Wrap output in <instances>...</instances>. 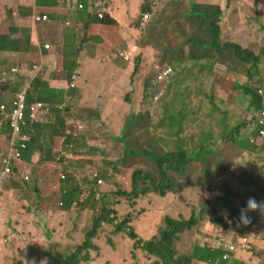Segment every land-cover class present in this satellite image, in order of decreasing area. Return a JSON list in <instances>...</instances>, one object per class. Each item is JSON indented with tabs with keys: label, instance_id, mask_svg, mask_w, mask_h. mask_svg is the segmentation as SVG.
<instances>
[{
	"label": "rangeland",
	"instance_id": "obj_1",
	"mask_svg": "<svg viewBox=\"0 0 264 264\" xmlns=\"http://www.w3.org/2000/svg\"><path fill=\"white\" fill-rule=\"evenodd\" d=\"M192 2V0H188ZM195 4H198L197 0H194ZM251 5L248 10L243 13L244 26L240 20V24H233L228 20H225V14L221 13L220 15V25H221V41H236L243 42L244 47H247L254 51L259 55L260 61L257 63L259 65L258 70L262 71V85L264 86V0H249ZM254 1V4L252 2ZM163 3V1H162ZM161 3V5H162ZM166 3V2H165ZM164 3V4H165ZM217 4V3H214ZM249 2L247 3V5ZM261 4V5H260ZM145 5V4H144ZM142 6L140 11L135 15V20L137 17H140V13L145 8ZM211 4L202 5L203 9L208 10L212 13V16L215 15V8L210 6ZM167 7V15L170 18V21L166 24L165 22L160 23L161 8H158L154 13L152 20L149 25L145 28L139 26L138 22L131 23L128 27V32L132 31V39L133 42L137 45L138 43L144 44V50L149 49V56H144L142 54H136L134 57V61L138 62L137 71L131 72L130 80L129 74L127 71L119 73V70L114 67L106 66L97 68L95 71V77L99 79L101 82L106 81H114L120 84L119 89L121 94L123 95V100L127 101V103L121 104L120 102H110V112L106 111L105 108L102 110L105 111L107 115L110 113L109 118H105L101 115L100 109L101 106H97V109L92 108L90 111L83 112L79 109H75L72 112L71 118L82 119L76 115L75 112H82L87 116H94V114L99 116V121L103 123V125H92L91 128L96 132L90 133L87 135L86 133L78 134V138L73 140V145L78 143V146L81 148H85L86 145H90L92 150L95 149L93 154L89 155H81L79 154L76 158L72 159V161L65 162L61 166H54L49 170L46 175V180L52 182V186L48 187L47 194L48 196L44 197L43 203L41 204L40 200L37 201L36 205L34 202H31L29 206H43L44 210L35 207V214L38 217L37 224L31 223L34 227V230L28 231L27 240L34 239L39 242L38 249L40 253L34 255V257H16V260L11 263L16 262L17 264H47L50 258H54V256L49 255L47 251H51L53 247H51L50 242L58 243V246H62L67 248L68 252L64 255L68 256L73 253L75 247L80 244L84 239L86 233L92 228L94 218L98 215L99 211H96L90 217V210L85 209L84 205L79 202L75 203L71 208L63 209L59 208L58 200L56 195L54 194V190L57 189V186L54 181L56 179V175L59 173V168L61 171H64L65 175H73L78 182L85 181L86 179H92L91 177H102L104 179L106 190L110 191L111 199L113 201L110 204L114 205L111 207H115L117 218L113 223H103L101 228H99V232L97 233V237L94 238V242L99 245V250L96 252H92L90 249V253L92 252V261L90 264H100L101 262H107L108 264H135L136 258L133 256V241L130 240L124 232L115 234V228L120 220H123L125 215H131L130 224L134 225V229L141 235L143 238H150L149 235L151 233H155L156 226L159 223L160 219L164 217L166 214H169L173 217L186 216L190 217L192 214L194 216L199 217V222L195 227V232L193 236L195 238L192 243H190V249L194 246V244L204 245L206 241L203 239L202 228L204 224H213L211 221L212 217H223L227 219L228 222H233L232 216L236 217V214H242L244 211L248 216L252 215L251 210H246V208L241 205L242 203L238 202L236 198V192H238L239 184L237 181L231 179L226 183V180L222 177H219L213 180L210 183L201 175V180L196 176V173L199 171L198 166H192L190 169V173L180 174L172 169H169L168 172L171 171L176 172V178L172 176L173 180L178 183L177 191H168L165 196L160 195L157 191H150L144 195H141L138 198L134 197H125L124 199L121 197H117L116 191L124 185H131L132 179L131 174L134 169L143 170V174L148 175V182L146 183L147 187H151L152 183H158L161 179L158 162L156 159H148L138 152L136 147L142 149L152 150L148 153L149 156L154 157L156 153L158 155L164 154L166 152H178L181 147H178L181 144L184 147H188V143H196L197 148L201 146L200 143L205 141L207 137L206 133L209 131L207 127L208 119L212 117V115L208 114L207 102L209 99H206L208 95H219L223 93L221 90L217 91L218 88H228L226 86L220 87H209L207 88V84L204 83V74H201L203 79H196L195 84L188 85L187 89H184L179 86L177 80H173L170 82L169 80H165L159 82L157 79V75L159 74L162 66L167 64L174 65V69L178 72L180 66L176 62H168L166 61L167 56L157 57L158 59L153 58V54H157L158 52L166 51V46L163 45H175L176 48H180L181 50L177 54V60L182 61L185 57L184 49L185 45L190 50L189 43L191 40L196 42H208L211 43V37L209 30L208 19H197L195 17H191L187 14V10L189 5H184L178 3V5L173 6L170 2L167 1L163 8ZM172 7V10L170 9ZM140 7H138L139 9ZM236 10L232 9V12L228 14V18L232 21H235ZM243 19V18H242ZM254 22H253V20ZM138 21V20H137ZM232 26H231V25ZM159 47L156 49L152 44ZM191 48V51L196 54L195 49L200 48L195 46ZM3 48L6 51H9V48L6 44L2 43ZM143 49V48H141ZM187 49V48H186ZM202 52L204 54H217L215 49L202 48ZM130 53L129 50H126ZM131 54V53H130ZM189 54V51H188ZM117 55V58L124 59ZM217 60L227 61V59L223 58V56L217 55ZM153 61H151V60ZM160 59V61H158ZM166 61V62H165ZM235 61H230L228 64L234 63ZM189 63V62H188ZM72 64V57L70 58V65ZM183 64V63H182ZM220 67H225L228 69L226 64H219ZM234 66V65H232ZM241 66V65H240ZM256 66H249L250 70H246V78L244 80L238 79V83L236 80L235 84L230 85L231 93L237 92L240 94L241 91L246 89L247 83L249 87L256 91L257 82L255 79L257 70H251ZM241 70V67H239ZM1 74L7 71V66H0ZM231 71L234 72L236 69L231 68ZM168 72V71H167ZM166 72V73H167ZM196 73V74H195ZM188 74V72H187ZM193 75H196L197 72H192ZM114 75L116 78L114 79ZM249 76L251 80L249 79ZM180 84L183 82V79L180 77ZM130 84V86H129ZM168 85H171L168 86ZM182 85V84H181ZM10 87V85H9ZM130 87L132 90L129 91ZM118 88V87H117ZM165 89V91H164ZM232 89L234 90L232 92ZM263 91L264 88L262 87ZM185 90V92H184ZM184 92V93H183ZM133 93V96H131ZM209 93V94H208ZM137 96L134 98V96ZM197 97V102L193 103L190 100L192 97ZM10 97V96H8ZM133 97V99H132ZM131 100V101H128ZM239 97L232 98L230 100L232 103H235ZM243 98L239 99V102L242 104ZM8 101V100H7ZM25 102V98H24ZM184 104V107L181 110H177L176 108ZM123 107V108H122ZM131 107V108H130ZM161 108V114L164 113L165 117H170L172 124L169 125L166 120L162 123L161 120L157 119L158 110ZM89 110V109H88ZM177 111V113H175ZM134 113L137 118L133 120V122L126 128L123 132L122 126L125 124L124 117H127L128 113ZM119 113V118L115 115ZM56 114L60 115V112H56ZM218 117L214 118L215 124L219 127V129L223 132L221 133V137L224 136L225 132L222 127H225L228 131L231 127H236L233 125V119H227L228 123L226 126L221 125L220 122V110L217 111ZM140 115V116H138ZM124 120V122H123ZM174 120L180 123L178 140L174 138L173 135L167 132V129L171 127L172 129L176 127V123ZM115 121V124H114ZM86 122V121H85ZM97 121H93L96 123ZM210 122V121H209ZM119 124L115 127L116 124ZM158 125H162L165 128L166 134L164 133V148L160 146V142L156 141L155 134L159 137L156 130ZM58 129V128H57ZM70 129H74V125H70ZM259 130V129H258ZM162 131V130H161ZM174 131V129H173ZM39 137L38 139H43L46 135L45 123L38 129ZM123 135L122 139L118 138L117 140L114 138L115 136L119 137ZM241 137L237 136V133H233L231 138L237 137V140H242L247 143L253 139L252 132H248L246 134H240ZM91 136L90 141L87 140V137ZM255 136V135H254ZM86 137V138H85ZM114 138V139H113ZM219 140V139H218ZM222 140V139H221ZM129 142L124 147L125 142ZM50 144V143H49ZM47 144V145H49ZM177 144V145H176ZM64 148V147H63ZM133 150V154L130 150ZM218 149V150H217ZM217 151L219 154L224 153L225 149H221L217 147ZM91 150V151H92ZM90 151V152H91ZM128 154L129 158L123 159L124 155ZM208 156V155H207ZM211 165V163H210ZM94 171L91 172V170ZM206 171V170H205ZM203 170L201 171V173ZM217 172L214 170V173ZM196 179H199L200 184L209 191L210 195H219L217 198H212V202L208 204L204 211L200 212V208L203 202L210 199L212 196H207L201 198L200 195L203 190L198 189V194L195 193L196 188L195 182ZM32 181L26 182V184H30ZM193 183L194 192H192V197L188 193L189 185ZM144 184V182H143ZM67 185L71 187L73 184L68 182ZM145 185V184H144ZM197 185V184H196ZM207 186H214L215 189H209ZM84 187H80L78 185V191L74 193L75 199L79 196L82 197V192ZM251 187H247L244 189V193L248 194L249 197L251 194ZM58 191V190H57ZM182 194H180V193ZM50 193V194H49ZM59 193V192H57ZM231 197H230V196ZM246 197V198H248ZM22 198V197H20ZM194 204H191L190 199ZM33 199V198H32ZM141 202H140V201ZM196 200V202H195ZM187 202V203H186ZM238 204V206L243 207L244 209H239L232 214L229 210V207L232 204ZM99 206V205H98ZM49 208L52 212L47 214L46 216L41 214L40 212H46L45 208ZM101 208V206H99ZM62 209V210H61ZM262 209V210H261ZM146 211H150V213H145ZM264 214V206L260 204V213ZM114 215V213H112ZM146 216L145 219L137 222V226L134 224V220H140L143 216ZM264 216V215H263ZM165 218V217H164ZM162 218L161 220H164ZM264 219V217H262ZM5 221V217L3 218ZM22 225L26 226V223H22ZM213 234L214 237L211 243H216L217 240L220 239L221 234H225L227 231L226 228L219 227L213 224ZM194 228V227H192ZM5 233V229H0V237ZM26 234V230L22 232ZM8 236H10L8 234ZM49 236V237H48ZM208 235L205 236V238ZM2 237V239H3ZM11 237V236H10ZM4 240V239H3ZM26 240V241H27ZM111 240V242H110ZM216 241V242H215ZM11 242H8L4 249H12ZM174 247V244H173ZM212 247H216L213 246ZM228 249L236 251V245L227 246ZM22 251L19 253L27 254L26 252L31 253L33 248L29 244L26 247L21 246ZM188 250V249H187ZM34 252V251H33ZM139 260V264H153V257L149 256L145 252L136 250L135 251ZM18 253V252H17ZM176 253V252H175ZM149 256V257H148ZM60 256H57L58 258ZM9 258V257H8ZM11 259V258H9ZM36 259V262L34 261ZM5 264V261L3 262ZM7 264V263H6Z\"/></svg>",
	"mask_w": 264,
	"mask_h": 264
},
{
	"label": "crops",
	"instance_id": "obj_2",
	"mask_svg": "<svg viewBox=\"0 0 264 264\" xmlns=\"http://www.w3.org/2000/svg\"><path fill=\"white\" fill-rule=\"evenodd\" d=\"M144 1L145 0H0V35H10L11 40H13V42L8 43L9 51H6L4 48L0 49V66H9L14 63L40 61L43 70V84L41 87H38L40 91L37 93H46L47 101H59L66 92H70L72 95V98L68 99V104H71L70 110H66L63 115L52 114L50 119L52 122H44L46 135L43 136V139H38V129L44 123H37L32 126L31 130L27 129V133L30 137V145H28V148L23 151L21 159L16 161V168L18 171L17 175L28 174L33 179L32 182L30 184H26L12 178L0 180V197L2 199H7L5 221H3V218L0 220V229H5V233L2 232V234L8 238V242H11L10 245H12V249H4V253H1L5 260L19 256L29 258L40 253V250L38 249L39 242L34 239L27 240V234L28 231L34 230V227L29 224H37L36 222H38V217L35 214V207H39L43 210L44 207L39 205L35 206L36 204L32 206L29 205L31 202L35 203L38 195V181L40 191L39 195L46 194L48 187L52 186V182L46 180V175L51 169L50 167L56 164L55 161L57 158L54 156L55 151H49L47 153L46 151L48 149H53L57 145L59 142L58 135H63L65 125L71 121L70 117L72 112L75 109L86 112L88 109H97V106L99 105L101 106V115L105 118H109L110 113L107 115L102 109L106 107L105 110L110 112V102H120L121 104L127 103V101L123 100V95L121 94V91L123 90L119 89L120 84H118L116 80L101 82L95 77V71L97 68L110 65L111 67L119 70V75L120 73L127 71L130 80V76L132 74L131 72L134 69L133 64L135 62V55L144 53L149 56V49L146 52V50L144 51V44L137 42L136 45L132 39V31L128 32V27L131 23L136 21L134 19L135 15L142 8ZM167 1H170L173 6L178 5V3L189 5L188 9L193 12V17L202 18V16L199 15L200 12L195 13L197 7H194V0H192V2L188 0H163L162 5L160 6L162 11L159 12V15H161L160 23H167L170 20L167 15L168 8H163V5H165ZM197 1L202 5L217 3L221 6L223 13L226 15L225 20L237 25H239L240 20H242V26H244L245 19L243 17V13L246 12L251 5L249 0ZM248 2L249 4L247 5ZM252 4H254V1ZM78 5H81V7H78ZM138 7L140 8L138 9ZM170 9L172 10V7ZM232 9L236 10V17H234L235 21L228 18V14L232 12ZM189 10H187V12ZM99 11L103 12L105 16L111 17H104L105 19L111 21V25L91 22V18L94 17L92 15ZM32 12H42L47 14V20L41 22L33 21L31 17ZM87 25L88 27L86 28ZM78 36H84L85 40V42L80 46L78 45V39L80 38ZM243 39L245 40V37ZM244 40L243 42L239 41L238 43L240 45H244ZM44 44H49V48H45ZM152 45L156 49L159 48L154 44ZM163 46H166V51L153 54V58L158 59L157 57L167 56L168 58H166V61H176L169 60L176 58L179 53V50L175 47V45ZM120 47L125 48L122 49ZM114 49L117 51L114 52ZM122 50L130 51V60L117 58V52ZM71 57L72 64L70 65ZM158 61H160V59ZM189 63L186 62V65ZM68 66H71L72 70L77 73L75 86L72 89H68L66 87L68 79L63 73H61L65 67ZM195 66L198 70L197 77L196 75L183 72L184 69L180 66L178 72L175 70L169 81L173 82V80L176 81L178 79L177 82L179 86L182 84L181 87L187 89L188 85L195 84L196 79L202 80L204 78L203 80L204 83L207 84V88L220 86L228 87L218 88L217 91L221 90L223 92L217 95L218 97L222 99H228L230 97L235 98L237 95L240 97L237 92L231 93L230 84L232 82L235 83L236 78L244 80L246 78L245 74H238L235 76L234 72L231 71V68L226 69L225 67H220L211 73L206 71L204 77L202 78L201 76L203 75H201V67L199 65ZM21 76L23 77V74L16 75L11 84H6L4 86L2 89L4 91L1 95L2 99H7L9 101L13 98L14 94L22 87L24 79H21ZM180 77L183 79L181 84ZM115 78L116 75H114V79ZM131 90L132 87H130L129 91ZM34 93L36 92L34 91ZM131 96H133V93H131ZM197 100L198 98L193 96L189 101L195 103ZM128 101L131 100L128 99ZM209 105L208 101V110ZM159 112L160 110H158L157 114H159ZM210 114L212 115V118L208 119L210 127L208 128V132L211 133V137H213L215 133L220 131V129L216 128L213 117L216 118L219 115L217 114V111L213 109L210 111ZM66 115H68L69 118L63 127L64 121L62 117L65 118ZM74 115L82 118L85 114H82V112H75ZM116 116L118 118L119 114H116L115 118ZM223 117L226 118L223 114H220L221 125L224 120ZM96 121L97 122L93 123V125H103L102 122L98 120ZM83 124L85 132H87L88 125H85V123ZM118 125L119 124L117 123L115 127ZM250 130V127L242 129L240 134H246L250 132ZM54 131H58V133ZM93 132L96 131L91 129L89 134ZM89 138L92 137L88 136V141L91 140ZM228 149L232 150L233 147L229 146ZM248 152V149H243L241 153L232 155L236 156L234 161L237 166L236 174L240 175L241 181L239 182L238 179L236 180L229 175H225V180L227 182L233 179L237 181V183H240L239 187L242 188V193L237 194L235 199L242 203L241 205H243L244 208H246L249 203L256 204L259 202L264 205V173L255 180V183H252L258 173L259 167L254 161V157L250 156ZM253 153H255V155L257 154L256 149ZM260 155L264 156V148L261 153L257 154V157ZM69 161H72L71 157L67 162ZM16 168L14 167L13 171H16ZM245 172H249V175H245ZM219 177H222L223 180L222 174ZM216 179H214V182ZM211 182H213V180ZM247 187H251L252 189L249 197L247 196L248 194L244 193V189ZM192 192L194 191L189 189L188 193L191 197ZM195 193L198 194V190L195 191ZM207 196H212L207 200L209 201V204L212 202V198L218 197L217 194L210 195L208 193H203L201 198ZM44 197L45 196H40L39 198L41 204H44ZM13 200L17 201V203ZM190 202L191 204H194L191 199ZM234 206H238V204H232V206L229 207V210H231ZM45 209L47 210L46 212H40L45 216L52 212L48 207ZM250 209H252V207L246 208V210ZM263 215V211L262 213H257L255 218L256 221H254L253 225H248L250 222H244L243 224L245 227H251L257 233L252 245L255 250L253 255L248 251L238 250L227 260H217V255L211 254L209 257L210 260L194 259L193 264H264ZM22 223H26L27 225L24 226ZM213 226V224L206 223L202 228L203 239L206 241V244L204 245L211 247L212 251L220 249L219 246H221L225 239H229L232 236L236 237L237 233L241 231L240 227L234 223L222 226L223 228H226L227 231L225 234H221L220 239L217 240V242L215 241L216 243H211L214 237ZM24 230H26V234L22 233ZM8 234L11 237L8 236ZM206 235L208 236L205 238ZM29 244L33 248L31 253H19L20 250L22 251L21 246L26 247ZM212 245L216 247H212Z\"/></svg>",
	"mask_w": 264,
	"mask_h": 264
},
{
	"label": "clouds",
	"instance_id": "obj_3",
	"mask_svg": "<svg viewBox=\"0 0 264 264\" xmlns=\"http://www.w3.org/2000/svg\"><path fill=\"white\" fill-rule=\"evenodd\" d=\"M162 1L163 0H145L144 1L145 5L144 4L143 5L145 6V8L140 13L141 14L140 17L139 18L137 17L138 21L136 20V22H138L140 27L145 28V27H147L149 25L150 21L152 20V18L154 16V13L157 11L158 8H160ZM168 2H170V1H168ZM195 5L197 7V10L203 9L202 4L198 3V4H195ZM78 7H81V5H78ZM219 7H220V9L222 11V8H221L220 5H219ZM195 13H197V12H195ZM222 13H223V11H222ZM187 14L189 16L193 17V12L191 10H189L187 12ZM43 16H44V18H43ZM92 16H96L97 18H100V19L111 18L109 16H105L103 14V12H101V11L96 12ZM31 17H32L33 21H35V22H41V21L47 20V14L42 13V12H32L31 13ZM195 18L199 19L198 17H195ZM84 42H82V44ZM233 42H236V41H233ZM185 46H187V44ZM44 47L48 49L49 48V44H44ZM120 48L123 49L125 47H120ZM177 49L179 51L181 50L180 48H177ZM208 49H211V48H208ZM212 49H214V48H212ZM115 51H117V50L114 49V52ZM117 54H118V56H120V57H122V58H124L126 60H130L131 59V54L128 51H126V50L118 51ZM212 55H214V54H203L202 56L206 57V58H212L211 57ZM144 56H146V55L144 54ZM169 60L170 61L171 60H176L174 62H176L178 65L180 64V66H182V67H184L185 64H186V62H184L182 64L180 61L177 60V58L169 59ZM202 60H203V63H205V61H206L205 58H202ZM227 62H229V61L227 60ZM221 63L226 64L228 68L236 69V71H234V75L235 76H237L238 74L239 75L240 74H245L246 75V72L248 71L247 65L241 64V66H240L239 64L237 65L234 62V63H232V65H234V66H231V64L226 63V60L225 61L221 60L220 63H217L215 65L201 66V69H202L201 74H204V72L206 73V71L208 73L216 71L217 68L218 69L220 68L219 64H221ZM137 65H138V62H134V64H133L134 72L137 71ZM68 67H70V66H68ZM173 67H174V65L172 66V64H167V63H166V65L162 66V68L159 71V74L157 75L158 81L162 82V81H165V80H169V78L174 74V72H171V70L174 69ZM205 67H207V68H205ZM239 67H241V70L239 69ZM66 68L67 67H65V69L61 73H63L66 76V78L68 79V83H67L66 87L68 89H72L75 86V81L77 79V73L74 72L73 70H71L69 73H67L66 72ZM245 69L247 70L246 72H245ZM254 69L257 70V73H256V76H255V79L254 78H252V79H253V82H254V80H256V82L258 84V85H256V86H258V87H256V92L259 94V96L261 98V107L260 108H255L253 106L254 102H252L251 93H249L247 91V89L250 88L249 84L247 83L246 89L241 91L240 94H239L241 97L244 98V103H245L244 109H246V111H247L246 119L242 120V121H236L235 118H228V119H233V121H234L233 125L236 126L235 128H237L239 125L242 126L245 123L246 124H250L249 127L251 129H253L254 132H256L255 139H252L251 141H249L247 143L243 142L242 140H237V137L232 139L229 134H231V132L233 130H235V128L231 127L230 130L228 131L225 127H222L225 132H228V134L224 133V136L221 137V133H223V132L220 130L218 133H215L213 135V137H211V133L207 132L206 133L207 137L205 138V141L200 143L201 146L203 144H205L209 148V151H210L209 152V158H210L211 162L213 163V165L215 166V168L217 170V172L215 174H213L215 179L218 177V175L222 174L224 179H225V175H229V176L235 178L236 180L238 179L239 182L241 181L240 175L236 174L237 166L234 163L236 156H232V155H235L236 153H241L243 149H248L249 150L248 153L250 154V156L254 157V161L257 163V165L259 167L258 168V173L256 174V176L254 178V181L252 183H255V180L257 178H259L260 176H262L263 173H264V156L260 155V156L257 157V154L261 153L263 148H264V91L262 89V87L264 88V86L261 84L262 83V71H259L258 68H253L251 70H254ZM29 71H32V75H30L29 77L24 79L22 87L14 94V96L12 95L13 98L8 101L9 105L4 106V104H3L4 99H2V96H1L3 91H4V90H2L4 88V86L6 84H11L14 81V78H15L16 75H18V74H26V72H29ZM38 71H42V73H43L42 64H41L40 61H37V62L36 61H31V62H27V63H14L12 65L7 66V71L4 73V75L1 74V70H0V132L2 131L3 135H5V140L0 145V180L6 179V178L7 179L8 178H12V179L19 180L21 183H26V182L32 181L33 179L28 174L17 175L18 171H17V168H16V161L21 159L23 151L28 148V145H30L29 144L30 143L29 142L30 141V137H29V135L27 133V129L31 130L33 125H31L28 122V120L29 119H34L33 121L35 122V124L44 123V122H48L49 123V122H52V120L50 121L51 118H49V117L54 112H60V114L63 115L66 110H70L71 109V104H68V99L72 98V95H71L70 92H66L62 96L61 100H59V101H47V100L39 101V100H37V102L35 104H34L33 101L29 102V103H26V100H25V102H24V98H25L26 93H27L26 92L27 88H30V84H31V81L33 80V78L36 77L37 75H39V74H37ZM238 79L239 78H236L235 80L238 82ZM248 80H251L250 76H249ZM237 82H235V83H237ZM235 83L232 82L231 84H235ZM168 86L171 87V85H168ZM164 91H165V89H164ZM233 91L234 90L232 89V92ZM136 96H137V94L134 96V98ZM207 97L209 99V102L211 101V97H213L214 99L215 98H220L217 95H212V94L208 95ZM237 97H239V96L237 95ZM183 107H184V104L181 103V105H179L176 109L179 111ZM159 110H160V112H159V114H157V119H159L161 117L159 120H162V118L165 117V115H164V113L161 114V108ZM175 113H177V111H175ZM117 114H119V113H117ZM138 116H140V115H138ZM68 118H69L68 115H66L65 118L62 117L64 122H66L68 120ZM136 118H137V116H135L134 113H132V112L128 113L127 117H124L125 121L129 120V122L127 123L128 125H126V124L123 125L122 126L123 128H122L121 132H123L126 128H128L129 125ZM70 120L71 121H69V123H67L65 125V129L63 131L62 140L66 139L65 136H64L65 133H68L70 135L69 138H71V139L67 143H66V141H64L63 146L60 147V148H57L55 150L54 156L57 158V160L55 161L56 164L54 166H58L59 167L63 163L67 162L70 157H71V159H74V158H76V156L79 155L74 150L73 136L72 135H74L75 133H78L80 131V128L83 127V124L81 123L80 119H75V118L73 119V118L70 117ZM124 120H123V122H124ZM174 122L176 123V127L173 128L174 131H173V129L171 127H169L167 129V132L170 131L168 133L173 135L174 138L177 139L178 138L177 134H179V132H180V129H179L180 123L178 121H176V120H174ZM227 123H228L227 119H224L223 122H222V125L224 124V126H226ZM71 124L74 125V129H70V125ZM207 127L210 128L209 127V123H207ZM216 128L219 129V127L217 125H216ZM240 131L237 132V136L239 135ZM156 132L159 135H161V137H159V136H157L155 134L156 141H158V142L164 141L163 140L164 137H165L164 133L166 134L164 126L158 125ZM250 132H251V130H250ZM121 136H123V135H121ZM58 137H59V135H58ZM116 138H119V137L116 136ZM20 143H23L24 146L21 147ZM159 144H160L161 147L164 148L163 142H160ZM188 144H189L188 147H184L183 146V148H187V149L191 150V147H192L193 150L198 149L196 143H191V144L188 143ZM229 146H232L233 149L232 150L228 149ZM180 147H182V146H180ZM217 147L221 148V149H225V152L220 154V155L224 156V159L221 162H219V161H217V160H215L213 158L214 155L219 154L218 151H217L218 150ZM136 148H138V147H136ZM13 149H17L19 151V155L17 157H15L12 154H10L11 150H13ZM255 149L257 151L256 155H255V153H253V152H255ZM173 152H175V151H173ZM131 153L133 154L134 152L132 151ZM166 153H170V152H166ZM140 154H143V153L140 152ZM146 158L148 159V157H146ZM151 159H153V158H151ZM195 165L198 166V167L200 166L197 162H193L192 165H188L186 169H183L184 173L186 172V173L189 174L190 173V169L193 168L192 166H195ZM14 167L16 168V171H13ZM211 168H213V166ZM6 169H8V170H6ZM58 171H59V173L56 175V179L57 180H55L53 182L54 186H55V184L57 186V189L54 190V194L56 195V198L58 200L59 208L60 207L61 208L64 207L63 209H67V208H65L64 195L69 190H78V185L77 184H73L71 187H69L67 185V183L70 182V179L67 182L65 181L67 174L65 175L64 171H61L60 168H59ZM92 171H94V169H92L91 172ZM176 172H178V171H176ZM176 172H174V171H171V173L168 172V174L166 175L167 181L168 180H170V181L172 180V182H173L174 181L173 178L174 177L176 178ZM170 174H172L173 178H172V176ZM180 174H183V173H180ZM244 174L248 176L249 172H245ZM89 178L86 179L85 181H83L84 183H82V181L79 182L80 187H84V190L82 192L83 193L82 197H80L78 200L84 205L85 209L90 210V212H92V209L89 207V203H91V202H95V208L94 209L96 211L100 210V212L98 214H100L103 211V207L104 206L106 208L112 209L111 206H114V205H111L110 202L113 201V200L109 199L107 201L106 200L104 201V198L102 197V193L103 192L101 191L100 188L105 186L104 179L102 177H96V178L91 177L92 179H89ZM206 180H208L210 183H212L211 182L212 179H207L206 178ZM199 181H200L199 179H196V181L193 182V183H195V187H197L196 191L198 189L203 190L201 195H203V193H208L209 191H207V189L205 187H203L202 184H200ZM193 183L190 184L188 187H189V189H192L194 191ZM226 183L228 184L227 181H226ZM177 186L178 185H176L174 191H176L178 189ZM207 187H209L210 190L211 189H213V190L215 189L214 186H207ZM120 189L129 191L131 189V185H124V187H121ZM189 189H188V191H189ZM37 192H38V195L36 197L35 204L37 203V201L39 202V198H40V195H39L40 191H39V184L38 183H37ZM57 192H59V193H57ZM240 193H242V188L239 187L238 188V192H236V195L240 194ZM116 195H120V194L117 193V191H116ZM121 197H123V196H120V198ZM6 200L7 199H2L0 197V220L6 216V213H5V211H6ZM78 200L75 199V201L72 203L71 207L75 203H77ZM13 201L15 203H17V201H15V200H13ZM21 204H23V203H21ZM98 205L101 206V208ZM261 205H263V204H261ZM246 207H248V208L252 207V209H250L252 211V215L248 216L247 213H245V211H244L240 215L236 214L237 215L236 217L232 216L233 222H231V223H234V224L238 225V227H240L241 231H239L237 233L236 237L232 236L229 239H225L222 242L221 246H219L220 249H215V250H218V252L220 251L219 255H217V260H221V259L227 260L228 258H230L238 250L248 251L252 255L255 252L254 247L251 244V241L254 238L248 236L247 234H245V230H244L245 226H243V224H244V222H254V221H256L255 218L257 216V213L260 212V203L259 202H257L256 204L249 203ZM240 208L244 209L243 207H240ZM231 210L232 211L234 210V211L231 212ZM231 210H230V212L232 214H235L236 210L234 209V207ZM112 213H114V212H112ZM112 213H111V216L115 217V219L113 220V222H114L116 220V218H117V215L115 213H114V215H112ZM145 213H150V211H146ZM127 216L131 217V215H127ZM125 217H126V215H125ZM145 218H146V216L144 215L140 220H134V224L137 226V222H139V221H141V220H143ZM131 220H132V218H131ZM120 221H122V220H120ZM113 222H104V224L105 223H113ZM231 223L227 221V225H229ZM132 226L134 227L133 224H132ZM219 227H222V226H219ZM122 232H124L126 234V236L128 237V235H127V233L125 231H122ZM122 232H117L116 228H115V234H119V233H122ZM153 234L154 233H151L149 235V237H151ZM1 236L3 237V235H1ZM244 236L248 237V241L246 242V244H244L243 240H242ZM2 237H0V264H3L4 261H5V264L6 263L7 264H17L16 262L11 263V260L12 261L16 260V257L15 258H11V259H6V260H5V258L2 257L1 253H4L3 248L8 243V238L7 237H5V238L3 237V239H4L3 240ZM96 237H97V234H96V236L94 238H96ZM94 238H93V241H94ZM233 245H236V247H237L236 251L230 250L227 247V246H233ZM201 246L208 247L207 245H201ZM208 248H211V247H208ZM92 252H95V251H92ZM92 252L90 253V260L88 262H86V264H90L91 263V261H92ZM146 254H148L149 256L153 257L152 263H153V261L155 259H156V261L159 260V258L156 255H154V254H150L148 252ZM210 256H211V254L207 258H205V257H201V255H199V257H195L194 259L210 260V258H209ZM193 260H192V264H193ZM34 261H35V263H37L36 259ZM100 264H108V263L107 262H101Z\"/></svg>",
	"mask_w": 264,
	"mask_h": 264
},
{
	"label": "trees",
	"instance_id": "obj_4",
	"mask_svg": "<svg viewBox=\"0 0 264 264\" xmlns=\"http://www.w3.org/2000/svg\"><path fill=\"white\" fill-rule=\"evenodd\" d=\"M210 6H213V8H215L216 10L214 16H212L211 12L205 9L196 10L195 12H200L199 15L202 16L201 19H208V23H209L208 32L211 34L210 35L211 43H208V42L200 43V42L191 40L189 43L190 50L187 46H185L184 53L186 56L183 58L181 63H184V62H190V63L188 65L185 64V66L183 67L184 69L183 72H186V73L188 72V74H192V72H198L197 68H195L196 67L195 65H199L201 67V66L215 65L217 63H220L221 60H217L218 59L217 55L223 56V58L227 59L229 62L235 61V64L237 65L238 64L247 65L248 70H250L249 69L250 65L256 66L255 68L259 67L257 63L259 61L261 63L262 59L260 60L259 55L253 52L251 49L244 47L237 42L221 41L220 39L221 38L220 36L221 25L219 21H220V15L222 11L219 5L217 4H211ZM194 7H196L195 4H194ZM99 19L100 18H97L96 16H94L91 18V22H96V23H100L104 25H111L110 20L108 19L99 20ZM88 25L86 26V28L88 27ZM78 37H80L78 39V45L80 46L82 42H84L85 40H84V36H78ZM9 42H13V40H11L10 35H0V49H3L2 43L6 44L9 47L8 45ZM193 42H195L196 47H200V48L195 49L196 54H194L191 51V48L194 46ZM202 48H211V49L214 48L217 51V54L212 55L211 56L212 58L203 57L202 55L204 53L202 52L203 50ZM188 51H189V54H188ZM202 58H205L206 60L205 63H203ZM226 63L228 62L226 61ZM71 68H72L71 66L67 67L66 72L69 73L72 70ZM41 73L42 71H38L37 74L39 75L33 78L30 84V88H27V91H26L27 93L25 96L26 103L33 101L35 104L37 100L39 101L46 100V93L45 94L37 93L38 91H40L38 87H41V85L43 84ZM30 75H32V71H29V72H26V74H23V77L21 76V79H26ZM34 91L36 93H34ZM247 91L251 93L252 102H254L253 106L255 108H260L261 98L259 94L251 88H248ZM240 98H243V97L240 96L239 99ZM239 99L235 103H232L230 98L228 99L215 98L214 99L213 97H211L207 115L210 116L209 113L213 109L215 111L220 110V114H223L226 118H235L236 121L245 120L247 111L246 109H244V105H245L244 98L242 100V104L239 102ZM3 104L4 106L9 105V102L7 101V99L4 100ZM87 111H90V110H87ZM53 114L57 115L56 112H54ZM51 116L49 118H51ZM33 120L34 119H29L28 122L31 125H35V122ZM96 120L99 121V116L96 114H94V116L84 115V117H82L81 119V123L82 124L85 123V125H88L87 132H85V127L80 128V131L78 133H75L74 135H72L73 140L74 139L76 140V138H78L79 136L78 134H81V133H86L87 135H89V132L92 129L91 126L93 125V121H96ZM165 120L169 125L172 124L170 117H163L161 120L162 123H164ZM128 122L129 120H126L125 124L128 125L127 124ZM64 125H65V122L63 124V127ZM249 126L250 124H246V123L242 126L239 125L229 135L231 136L234 132L237 133L240 130L245 129ZM54 132L58 133V131H54ZM251 132L253 134V139H255L254 135L256 134V132H254L253 129H251ZM178 135L179 134H177V136ZM64 136L66 139L62 140L63 135H60L58 137L59 142L57 143V145L53 149H48L46 153L49 151L54 152L57 148H60L63 146L64 141H66V143L70 141L71 138H69L70 135L68 133H65ZM238 136L241 137L240 133ZM122 137L123 136H119L120 139H122ZM114 138L116 140L118 139L116 138V136ZM4 140H5V135H3V132L1 131L0 132V145ZM179 141L180 140H178L177 142ZM128 143L129 142L126 141L124 144V147L127 146L126 144ZM180 146L182 145L179 144L178 147ZM135 149H137L138 152H142L146 157L156 159V161L158 162L161 179L158 183H152L151 187H147L146 183L148 182V175L143 174V170L141 169H134L131 174V179H132L131 189L129 191L118 189L117 193H119L120 195H117V197L123 196L122 197L123 199L126 196L138 198L141 195H144L150 191H157L160 193V195L165 196L168 191H172V190L174 191L176 185H178V183L175 181L173 182L172 180L167 181L166 175L168 174V169L178 171L179 173H184L183 169H186L188 165H192L193 162H197L200 165L199 171L196 173L197 177L200 180H201V175L205 179L206 178L212 179V180L215 179L213 174L216 173V172L214 173V170H216V168L209 158L210 151H209L208 146L205 144L200 146L199 149H195V150H193L192 147L190 150L187 148H183L182 146L180 150H178V152L164 153L161 155H158L156 153V156L154 157H151L148 155V153L151 152L152 150L142 149L139 147ZM74 150L76 151V153L81 154V155L93 154V152L95 151V149L92 150L90 145H86L85 148H81L78 146V143L74 145ZM133 150L134 149L130 151H133ZM127 157L129 158L128 154H125L123 159H126ZM213 158L221 162L224 159V156L217 154V155H214ZM212 166L213 168H211ZM52 167H54V165ZM52 167L50 168L52 169ZM202 170L203 172L201 173ZM69 179L72 184L79 185L78 180H76L73 175L71 176L67 175L65 181L67 182L69 181ZM143 182L145 185L143 184ZM37 183H39V181ZM100 189L103 192L102 197L104 198V201L111 199L110 191L106 190L105 186L101 187ZM77 191L78 190H69L67 193H65L64 195L65 208L71 207L72 203L75 201L74 193H76ZM199 195L200 197L203 196L201 194ZM40 196H48V194L46 193ZM79 198L80 197L78 196L76 199L78 200ZM208 204H209V201L207 200L203 202L200 208V212L201 211L203 212L205 207ZM89 207L92 209V212H90L89 214L91 217L92 214L96 212V210L94 209L95 202L89 203ZM234 209L238 211L241 208L239 206H234ZM233 211L231 210V212ZM112 212L116 214V210L113 207L112 209H110L104 206L103 211L94 218L92 228L86 233L85 239L80 244H78L75 247V250L73 251V253L68 256L64 254L67 253L69 249L67 250V248L58 246L57 241L56 242L51 241L50 244H51V247L53 248L51 249V251H47V252L49 253V255L54 256V258H50L47 264H86V262L90 260V249H92L93 251H97L99 249V245L93 241V238L99 232V228L104 222H113V220L115 219V217L111 216ZM126 217L122 221L117 223L116 231L117 232L125 231L128 235V238L133 241V244H132L133 256L134 258H136L135 264H139L137 254L135 252L136 250H139L145 253L148 252L150 254L156 255L159 258V260L156 261L155 259L153 261V264H192V260L195 257H199V255H201V257L207 258L210 254L219 255L220 253V251L218 252V250L212 251L211 248H208L206 246H201L199 244H196V245L194 244L192 249H190V246H191L190 243H192V241L195 240L193 236V233L195 232V227L200 220L199 217L194 216V214H192L190 217H186L184 215L178 218L173 217L169 214H166L164 216L165 218L162 217L164 218V220H161L162 219L161 218L159 223L157 224L155 233L148 239H144L141 235H139L137 231L134 229V227L129 224L131 222V217L130 216H126ZM211 221L213 222V224L217 226H227V220L223 217H212ZM253 223L254 222H250L248 223V225H253ZM244 230H245V234H247L250 237L255 238V236L257 235L255 230L252 229L251 227L246 226ZM253 240L254 239H252L251 241L252 245H253ZM173 244H174V247H173ZM57 256H60V257L56 258Z\"/></svg>",
	"mask_w": 264,
	"mask_h": 264
},
{
	"label": "built area",
	"instance_id": "obj_5",
	"mask_svg": "<svg viewBox=\"0 0 264 264\" xmlns=\"http://www.w3.org/2000/svg\"><path fill=\"white\" fill-rule=\"evenodd\" d=\"M43 18H44V16H43ZM20 146L23 147L24 144L20 143ZM10 154H12L13 156L17 157L19 155V151L17 149H13V150H11ZM6 170H8V169H6ZM242 240H243V243L246 244V242L248 241V237L244 236Z\"/></svg>",
	"mask_w": 264,
	"mask_h": 264
}]
</instances>
